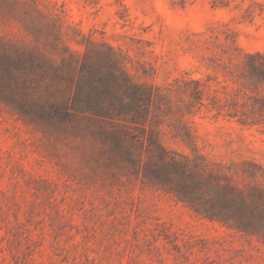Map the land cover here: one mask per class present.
Returning <instances> with one entry per match:
<instances>
[{
    "label": "rangeland",
    "instance_id": "374dc122",
    "mask_svg": "<svg viewBox=\"0 0 264 264\" xmlns=\"http://www.w3.org/2000/svg\"><path fill=\"white\" fill-rule=\"evenodd\" d=\"M3 1L7 40L57 24L72 50L86 44L98 62L112 47L134 82L160 91L174 105L158 113L160 143L195 189L183 198L169 183V157L139 146L110 164L96 126L36 125L0 101V264H264V116L242 107L255 93L235 76L264 51V0H23L9 16ZM176 79L216 89L217 107L186 108ZM241 111L256 124L229 116Z\"/></svg>",
    "mask_w": 264,
    "mask_h": 264
},
{
    "label": "trees",
    "instance_id": "16d2710c",
    "mask_svg": "<svg viewBox=\"0 0 264 264\" xmlns=\"http://www.w3.org/2000/svg\"><path fill=\"white\" fill-rule=\"evenodd\" d=\"M24 3L23 0H5L2 8L7 10L9 16V12ZM36 11L40 21H46L45 14ZM24 36L27 41L15 44L0 35V101L3 104L40 126L64 127L78 120L96 126L95 138L102 146L104 159L110 164L121 161L122 157H138L139 146L162 160L169 157V166L177 168L169 171V183L175 181L177 190L181 192L179 194L188 198L195 189V183L187 175L188 172L168 156L158 137L157 128L161 124L158 113L168 109L171 113L174 107L160 91L134 82L112 47L105 46L97 51L101 57L98 62L91 59L86 44L82 52L72 50L57 24L43 32L26 30ZM237 69L239 71L235 76L241 77L249 86L245 88L255 93L242 107L252 116H264V95L256 94L258 87L264 84V51L245 54ZM173 87L186 98V108L192 104L217 107V90L200 80L176 79L169 90ZM178 100L182 101L181 98ZM204 100H209V103L204 104ZM162 104L165 109H162ZM216 110L219 114L220 109ZM241 113L243 116H229H237V121L242 125L256 124L246 120L244 111ZM172 126L174 135L183 141L179 130L185 125L176 120ZM156 168L160 169L161 166L157 165ZM152 174L153 178L162 180L157 173ZM194 212L211 221L216 220L208 211ZM246 226L249 225L232 227L239 229Z\"/></svg>",
    "mask_w": 264,
    "mask_h": 264
}]
</instances>
